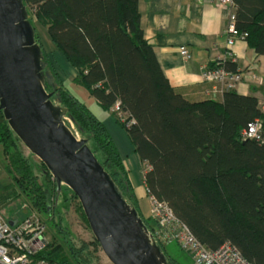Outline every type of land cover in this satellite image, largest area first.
I'll return each instance as SVG.
<instances>
[{"label":"trees","instance_id":"trees-1","mask_svg":"<svg viewBox=\"0 0 264 264\" xmlns=\"http://www.w3.org/2000/svg\"><path fill=\"white\" fill-rule=\"evenodd\" d=\"M24 1L32 20L38 18L58 49L78 68L75 81L86 84L104 109L118 108L114 112L119 122L147 163L144 182L150 196L167 202L209 249L231 241L246 258L264 264L261 99L236 89L226 91L222 99L193 100L179 92L145 36L139 0ZM236 4L237 28L246 34L249 48L264 55V0H236ZM217 63L240 70L237 62ZM50 68L58 81L52 64ZM59 92L81 127V135L90 139L91 148L140 208L124 158L104 122L70 91ZM258 119L259 135L248 137L249 124ZM20 142L0 111V145L7 154L1 164L12 180L1 188L5 193L0 196V206L24 196L28 205L50 214V207L56 204V181L50 172L45 173L43 162L42 172L37 173ZM80 208L84 213L82 205ZM23 213L24 218L29 216L26 209ZM162 245L171 264H194L190 252L187 259L180 260L168 253V244ZM66 248L53 238L35 259L77 264ZM71 251L74 253V246ZM76 254L79 256L78 251Z\"/></svg>","mask_w":264,"mask_h":264},{"label":"water","instance_id":"water-1","mask_svg":"<svg viewBox=\"0 0 264 264\" xmlns=\"http://www.w3.org/2000/svg\"><path fill=\"white\" fill-rule=\"evenodd\" d=\"M61 87L25 1L0 0V111L53 175L56 204L67 185L111 264H171L140 208L81 135Z\"/></svg>","mask_w":264,"mask_h":264},{"label":"crops","instance_id":"crops-1","mask_svg":"<svg viewBox=\"0 0 264 264\" xmlns=\"http://www.w3.org/2000/svg\"><path fill=\"white\" fill-rule=\"evenodd\" d=\"M139 10L145 36L179 92L193 100L216 97L212 94L215 83L205 80L202 71L205 64H215L225 56L228 10L215 0H139ZM183 46L192 52L191 59L181 56ZM235 51L240 69L247 73L236 90L256 94L264 106V55H257L244 41L236 43ZM252 73L261 81L249 76ZM216 98L223 95L218 93ZM124 163L131 178L132 170L125 159Z\"/></svg>","mask_w":264,"mask_h":264},{"label":"rangeland","instance_id":"rangeland-1","mask_svg":"<svg viewBox=\"0 0 264 264\" xmlns=\"http://www.w3.org/2000/svg\"><path fill=\"white\" fill-rule=\"evenodd\" d=\"M33 22L35 26L38 27L37 31L41 35V44L47 53L48 60L58 73V83L62 86L61 89L67 93L70 91L71 94H74L89 110H91L99 119L104 122L110 135L112 136V139L122 154V157L126 160L127 165L130 166L132 170L131 179L134 186L133 189L137 195L143 217L145 220L151 222V224H153L156 228L153 202L148 192V188L144 182V173H146L148 168L147 163L140 159L126 129L119 122L118 116L114 112V110L116 111L118 108L114 107V110L104 109L98 99L90 94L86 84L77 83L75 81L80 75L78 68L75 67L66 58L65 54L58 49L49 36L47 29L39 22L38 18L34 17ZM72 129L74 128L72 127ZM19 144L21 145L20 148L24 151V153L29 158H31L32 163L37 166V173L42 172L39 158L33 155L29 148L23 144V142H20ZM131 147H133V149ZM3 149L4 147L0 145V196L5 193L1 190L2 186H5L6 184L10 183V181H12L10 174L7 173L5 165L1 164V162L5 160L7 156ZM71 194H73L72 190L67 185L63 184L60 191L61 203H58V205L62 204L63 206L61 209V214H63L64 219V223L62 220V231L58 230L57 225H55L53 219L50 218L51 216L49 217L50 214L47 211L42 212L37 210V208H34L33 205H28V203L25 202L24 196L10 201L9 203L5 204L4 207L0 206V212L5 218L9 220H12V218L24 219V209H26L27 213L29 212V215L32 213L38 215V219H40V221L46 222L47 224L48 240L51 241L53 238H55L59 242L61 241L64 243L67 246L66 249L69 248V255L73 257L75 261H77V264H81L80 261H82V264H111L104 255L98 241L93 235L90 224L87 221L82 209L80 208L81 202L78 198L73 200L72 198L74 195L71 196ZM59 213L60 211L58 209L57 214ZM57 218L59 217L56 216L55 221H58ZM72 244L75 247L74 253L69 247ZM167 244L168 245L166 246V249L171 256L180 260L183 257L186 259L188 258L189 252L184 249L181 250L178 242L173 241ZM77 251L79 256L76 254Z\"/></svg>","mask_w":264,"mask_h":264},{"label":"built area","instance_id":"built-area-1","mask_svg":"<svg viewBox=\"0 0 264 264\" xmlns=\"http://www.w3.org/2000/svg\"><path fill=\"white\" fill-rule=\"evenodd\" d=\"M215 1L219 6L226 8L229 13V25L225 30L227 34V51L221 61L237 62L235 45L238 41L247 42V40L246 34L237 28L236 0ZM180 54L184 59H191L193 55L186 46L181 47ZM202 75L205 80L215 83L214 89H212L214 93L212 92V94L217 97L218 93L224 95L226 91L236 89L247 73L242 69L235 72L217 63L205 64ZM249 76L259 82L261 81V77L255 73ZM260 129L261 122L258 119L249 124L246 135L257 137ZM151 199L156 222L154 233L162 243L178 242L182 249L190 252L194 264H260L246 258L241 248L231 241L225 242L218 249H209L197 238L191 228L177 217L167 202L160 201L153 195H151ZM38 218V215L32 213L24 219L12 218V220H9L0 212L1 263L51 264L47 259H35L36 254L41 252L49 242L47 224Z\"/></svg>","mask_w":264,"mask_h":264},{"label":"flooded vegetation","instance_id":"flooded-vegetation-1","mask_svg":"<svg viewBox=\"0 0 264 264\" xmlns=\"http://www.w3.org/2000/svg\"><path fill=\"white\" fill-rule=\"evenodd\" d=\"M74 195V193L73 194H71V196H73ZM72 198V197H71ZM73 200H75V199H77V197L74 195V197L72 198ZM59 203H61V202H59ZM59 205H60V207H59ZM54 204V205H52L51 207V213H50V216L53 218V221H54V223H55V225H57V228H58V230L59 231H61L62 230V220H63V223H64V219H63V214H61V209H62V204ZM58 209H59V211H60V213L59 214H57V211H58ZM56 216H58L59 218H57L58 219V221L56 220L55 221V218H56ZM64 225V224H63ZM61 228V229H60ZM67 229V228H66ZM68 230V229H67ZM69 231V230H68ZM68 234V233H67ZM68 236H69V234H68ZM70 247V249L72 250V247H73V244L72 245H70L69 246ZM73 252V251H72Z\"/></svg>","mask_w":264,"mask_h":264}]
</instances>
